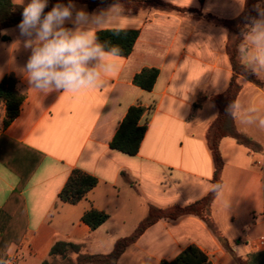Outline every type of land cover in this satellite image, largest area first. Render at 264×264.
I'll return each mask as SVG.
<instances>
[{
    "label": "crops",
    "instance_id": "0c3cea01",
    "mask_svg": "<svg viewBox=\"0 0 264 264\" xmlns=\"http://www.w3.org/2000/svg\"><path fill=\"white\" fill-rule=\"evenodd\" d=\"M11 1L21 6L28 2ZM159 1L182 11H128L122 4V11H108L113 4L90 11L78 2L70 4L72 18L65 21V29L95 38L101 30L139 32L128 57L105 52L88 62L100 73L98 88L47 94L30 89L23 69L32 48L25 43L35 37L22 35L18 25L2 31L7 39H0V83L14 75L25 100L7 127L6 108L0 103V207L20 182L1 159L28 170L42 156L21 191L27 227L21 242L9 247V264L66 260L50 257L59 241L80 244L91 254H108L118 239L133 233L150 207L185 206L212 190L214 162L206 136L218 109L207 99L200 107L195 103L199 95L225 92L233 69L228 30L203 16L235 19L245 0ZM261 6L264 10V0ZM81 10L87 15L78 18ZM242 51L262 85L238 78L235 122L262 150L223 138L221 187L210 207L211 224L190 214L162 219L125 250L118 264L172 261L192 245L212 264H264V130L259 127L264 119V69L257 62L264 45L254 43L250 32ZM145 68L159 70L149 92L133 83ZM133 106L145 108L140 124L148 128L139 153L129 156L111 149L110 143ZM75 169L94 176L98 184L77 204L60 203L59 193ZM91 209L109 215L95 231L82 222Z\"/></svg>",
    "mask_w": 264,
    "mask_h": 264
},
{
    "label": "trees",
    "instance_id": "16d2710c",
    "mask_svg": "<svg viewBox=\"0 0 264 264\" xmlns=\"http://www.w3.org/2000/svg\"><path fill=\"white\" fill-rule=\"evenodd\" d=\"M199 1L204 2V0ZM72 2L85 5L90 11L114 3L122 4L128 11L147 7L182 11L159 0H48V9L56 4L70 7ZM261 5L262 0H245L241 15L235 19H221L208 14L203 16L209 22L228 30L230 36L227 42V54L233 69V76L225 92L209 97L199 95L195 103L197 108L201 106L202 100L207 99L214 103L218 109L217 118L211 124L206 136L207 145L214 162L213 188L210 193L202 199L185 206L150 207L146 217L139 223L133 233L118 239L113 250L108 254H87L83 252V247L79 244L59 241L50 251L51 258H66L70 264H118L125 250L134 244L147 228L162 219H177L190 214L198 216L211 224L210 207L220 190L223 170V161L219 149L220 141L225 137H230L250 150H262L258 144L238 130L235 122L236 102L241 90L238 78L242 76L256 85H262L253 71L245 64L242 51L245 38L251 32V24L259 18L257 8L262 9ZM22 11L23 6L16 5L11 0H0V39H7L2 35L4 29L19 24L22 19ZM138 36L139 32L133 30H101L96 33V43L100 44L106 53L128 57L133 51ZM117 48L120 50L119 54L114 51ZM158 76V69L145 68L135 76L133 83L142 90L149 92L154 88ZM17 85L18 81L14 75L6 76L0 83V103H3L6 108L4 119V126L6 127L19 115L20 107L25 100V96L18 91ZM145 111V108L141 106H133L128 110L110 143L111 149L129 156H135L139 153L148 128L147 125L140 124ZM41 159L42 156L28 170H23L13 163L1 159L3 164L20 178V182L9 201L0 207V264L6 263L9 247L12 244H19L26 233L27 216L21 191L35 172ZM97 184V178L75 169L59 193V201L63 204H77L86 198ZM108 219V214L96 209H91L82 216V222L92 231L97 230ZM71 255H75L74 261L70 260ZM42 264L52 263L51 261H44ZM159 264L212 263L197 246L192 245L183 250L174 260H162ZM240 264L243 263L240 262Z\"/></svg>",
    "mask_w": 264,
    "mask_h": 264
},
{
    "label": "clouds",
    "instance_id": "9594fccd",
    "mask_svg": "<svg viewBox=\"0 0 264 264\" xmlns=\"http://www.w3.org/2000/svg\"><path fill=\"white\" fill-rule=\"evenodd\" d=\"M117 8L122 11L116 3L108 11ZM46 9L48 0H28L18 24L22 35L35 37L25 43V47L32 48L23 69L30 89L47 94L98 88L102 83L100 73L95 67H89L88 62L106 55L101 45L89 33L63 27L65 21L72 18L71 7L56 4ZM257 11L261 18L251 24V34L254 43L264 45V10L258 7ZM76 15L79 18L87 13L81 10ZM114 51L119 54L120 50L117 48ZM257 62L264 69V55L259 56ZM252 71L256 73L257 69ZM259 127L264 130V119L259 121Z\"/></svg>",
    "mask_w": 264,
    "mask_h": 264
},
{
    "label": "rangeland",
    "instance_id": "374dc122",
    "mask_svg": "<svg viewBox=\"0 0 264 264\" xmlns=\"http://www.w3.org/2000/svg\"><path fill=\"white\" fill-rule=\"evenodd\" d=\"M80 245V244H79ZM82 246V245H81ZM83 252L84 253H87V254H91V253H89V252H87V251H84V248H83ZM57 258H60V257H57ZM57 258H52V259H57ZM70 260L71 261H74L75 260V255H71L70 256ZM49 261H51V260H49ZM51 263L52 264H70V262H69V260L68 259H66V260H55V261H51Z\"/></svg>",
    "mask_w": 264,
    "mask_h": 264
},
{
    "label": "built area",
    "instance_id": "2783aa9c",
    "mask_svg": "<svg viewBox=\"0 0 264 264\" xmlns=\"http://www.w3.org/2000/svg\"><path fill=\"white\" fill-rule=\"evenodd\" d=\"M6 263H7V264H9L10 262H9V261H7Z\"/></svg>",
    "mask_w": 264,
    "mask_h": 264
}]
</instances>
